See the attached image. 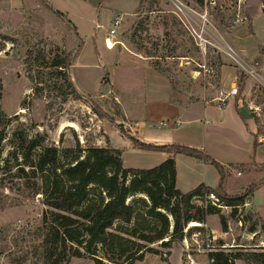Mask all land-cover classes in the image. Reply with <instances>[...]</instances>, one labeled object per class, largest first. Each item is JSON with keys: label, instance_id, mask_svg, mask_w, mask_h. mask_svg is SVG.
<instances>
[{"label": "rangeland", "instance_id": "1", "mask_svg": "<svg viewBox=\"0 0 264 264\" xmlns=\"http://www.w3.org/2000/svg\"><path fill=\"white\" fill-rule=\"evenodd\" d=\"M247 1L204 0L198 6L194 0H0V108L12 120L1 151L5 169L0 174V264H42L31 254L45 210L39 194L43 184L28 167L40 150L54 149L58 160L67 163L78 148L109 147L121 151L124 168L147 170L160 165L168 154L164 159L162 152L137 149L129 138L140 142L145 130L152 128L155 135L198 143V138L186 134L182 139L180 130L159 126L168 117L159 106L168 94L151 67L168 79L174 92L192 101L220 98L223 66L236 67L239 81L254 78V89L246 103L240 102L241 110L256 124L253 143L264 144V0L262 15L259 0H251V20L245 12ZM111 29L115 44L106 47ZM75 51L79 53L68 79L50 69L55 55ZM30 52L43 53L47 63L41 68L28 63ZM230 80L224 76L225 82ZM236 87L235 100H243V84ZM119 105L136 125L124 118ZM36 136L43 138L42 146L24 159L28 141ZM205 150L228 167L224 184L228 194L243 192L264 175L259 164L246 165L250 158L242 152L219 149L209 141ZM179 169L176 189L184 193L189 166L181 163ZM208 170L210 182L215 171ZM251 199L240 214L260 215L264 220V188L255 196L258 213ZM203 204L201 199L190 202L186 223L197 221L213 229L217 243L250 245L238 237L241 233L235 227L231 235L219 238V218L204 216ZM219 214L235 223L228 218L230 210ZM177 248L183 250L182 242ZM191 249L195 262L206 261L204 254ZM69 264L94 263L82 257Z\"/></svg>", "mask_w": 264, "mask_h": 264}, {"label": "trees", "instance_id": "2", "mask_svg": "<svg viewBox=\"0 0 264 264\" xmlns=\"http://www.w3.org/2000/svg\"><path fill=\"white\" fill-rule=\"evenodd\" d=\"M203 1L194 0L198 6H202ZM55 14L62 16L59 11ZM78 53L55 55L49 62L50 69L68 79L67 72ZM146 53L147 57H153L150 52ZM38 54L34 56L30 52L27 61L41 68L47 63L46 56ZM238 84H244V81L240 80ZM67 86L75 95L73 86L70 83ZM114 108L121 115L115 105ZM11 121V117L0 108V174L5 169L1 164L2 143ZM129 139L137 149L167 153L168 158L157 167L146 170L124 168L121 151L109 147L78 148L67 163L58 160L54 149H42L35 155L28 167L30 174L40 175L43 189L39 194L45 210L36 230L39 240L31 255L40 259L42 264H69L71 259L82 257L94 264H135L146 254L162 255V251L167 254L194 231H203L194 228L184 232L188 223L185 215L193 197L205 198L213 194L217 205L231 208L228 218L234 219L237 215L234 207L243 205L264 184L263 175L243 192L228 194L224 187L225 168L202 152L185 146L153 145ZM42 143L41 136L29 140L23 158L27 159L30 150H36ZM253 145L255 148V142ZM177 155L214 166L219 175L217 186L199 185L187 193L176 189L174 158ZM252 163L257 164L254 156ZM259 167L260 172L264 171V164ZM18 169L24 173L22 168ZM203 210L204 216H218L221 231H226L227 218L219 214L221 208L207 205ZM243 217L248 222V232L253 233L259 228L264 234V223L259 218L252 214ZM189 223L200 225L197 221ZM237 249L235 253H210V264H227L229 258L244 264H264L263 252Z\"/></svg>", "mask_w": 264, "mask_h": 264}, {"label": "crops", "instance_id": "3", "mask_svg": "<svg viewBox=\"0 0 264 264\" xmlns=\"http://www.w3.org/2000/svg\"><path fill=\"white\" fill-rule=\"evenodd\" d=\"M258 3V14L262 15L261 0H259ZM245 12L248 18L251 20V0H248L246 2ZM151 69L163 81V86L167 91L166 94H168L159 105L160 107H163V109H165L164 111L168 114V117H165L163 120H161V122H168V126L162 128L172 129V131L180 130L182 131V139L184 137V134H186L189 139L198 138V143L188 141H175L172 136L169 137L165 134L155 135L154 133H151L153 132L152 128L145 130L146 133L140 136V142L163 146H185L196 149L198 151H200L199 149H203V154L207 155L204 152L206 151V142L209 141L213 144V146L219 149H225L229 152H242L246 154L250 158V162H248L246 165L252 162L253 156L257 164H264V144L256 141V145L254 148L253 141L251 139L252 135L256 134V124L253 119L247 117L241 110L244 108L243 103H246L247 99H249L248 96L254 89L256 82L254 78L245 77L243 92L241 94L243 100L236 101L234 97H229L221 102L219 98L214 97L209 101H192L187 98L181 97L180 94L174 92L168 79L155 71L152 67ZM225 75H229L231 78L228 83L227 81H224ZM239 75V70L234 66H223L221 68L220 76L222 79L221 83L224 84V86L222 87L224 89V92H227L230 87L238 85ZM120 109L124 118L128 121H132L136 125L137 121H135L134 118L130 119L128 115L122 110L121 106ZM174 122H177L178 124L174 125ZM207 156L215 160L220 165H223L225 169L228 168L224 164L218 162L213 156ZM166 157V154H164V159ZM181 163H186V165L189 166L188 172L185 169V175L188 178V186L184 193L190 192L199 185H204L209 188H215L217 186L219 182V175L217 170L213 168L214 166L204 164L188 156L178 155L175 157L177 177L180 173L179 165ZM208 169H214L213 171H215L212 174L210 182L207 181L206 178V175L209 171ZM262 188H264V184L260 185L250 197L252 198L251 204L256 213L258 212L255 203V196L259 189ZM239 191H237L236 193H238ZM198 198L199 197H193L190 202L193 199L199 201L200 198ZM259 218L264 223V220L260 215ZM210 231L214 234L213 229L210 228ZM177 247H179V244L172 250H170L169 253H167V256L164 258L161 257V255L146 254L142 261H138L135 264H185L184 252L182 248L178 249ZM241 263L244 264V262L242 261H236V264ZM193 264H207V258L204 263L194 261Z\"/></svg>", "mask_w": 264, "mask_h": 264}, {"label": "built area", "instance_id": "4", "mask_svg": "<svg viewBox=\"0 0 264 264\" xmlns=\"http://www.w3.org/2000/svg\"><path fill=\"white\" fill-rule=\"evenodd\" d=\"M114 35H115V29H111L109 33L107 34L106 39L104 40V44L106 45V47H109L108 42H111L112 45L115 44L111 41ZM237 91L238 90L236 86L230 87L227 92L221 91L219 100L223 102L225 99L229 97H234L237 95ZM173 124L177 125L178 123L174 122ZM159 126L167 127L168 122H160ZM200 199L204 201L203 205H205V208L207 205H211L215 207L217 206L221 208V210L225 209L227 211L229 210L231 211V208L222 207L220 205H217L218 201L213 194H210L207 197L200 198ZM248 207H249L248 201H245L243 205L234 207V209L237 210V215L233 219L235 220V223H233L234 226L231 225L229 221H227V224H226L227 229L225 232L221 231V235L219 236V238H225L231 235L233 233V227H235L241 233L238 237L241 240L248 241L250 245L235 246V243H234V245L229 246L226 243L218 244L217 243L218 238L214 236L213 232H211L210 230H207L205 225L200 224V226L190 228L189 226L190 223L188 222L185 226V230H184L185 233H187L189 229H193V228H200V229H203V231L202 232L194 231L189 237H186L183 239L182 244H183L184 257H185V264L194 263L191 252L189 251L191 248H192L191 250L192 251L194 250L197 254H204L207 257V264H210L212 262V260H209L208 255L216 251L226 252L232 249L240 248L244 250L264 253V234H262L259 228L253 233L248 232L247 231L248 222H245L243 220L244 217L240 214L244 209H247ZM163 257H166V254H163ZM227 264H236V260L229 258Z\"/></svg>", "mask_w": 264, "mask_h": 264}, {"label": "bare ground", "instance_id": "5", "mask_svg": "<svg viewBox=\"0 0 264 264\" xmlns=\"http://www.w3.org/2000/svg\"><path fill=\"white\" fill-rule=\"evenodd\" d=\"M108 44H109V42H108ZM104 45H105V44H104ZM110 46H112V45L109 44V47H110ZM196 226H200V225H198V224H194V225L191 224V225H190V227H196Z\"/></svg>", "mask_w": 264, "mask_h": 264}]
</instances>
